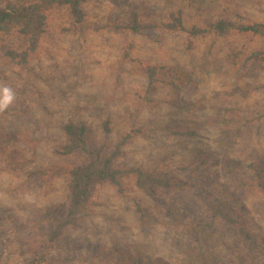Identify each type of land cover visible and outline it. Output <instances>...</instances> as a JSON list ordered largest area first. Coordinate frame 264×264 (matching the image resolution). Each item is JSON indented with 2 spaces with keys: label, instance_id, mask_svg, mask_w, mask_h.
Returning a JSON list of instances; mask_svg holds the SVG:
<instances>
[{
  "label": "rangeland",
  "instance_id": "1",
  "mask_svg": "<svg viewBox=\"0 0 264 264\" xmlns=\"http://www.w3.org/2000/svg\"><path fill=\"white\" fill-rule=\"evenodd\" d=\"M85 10L81 33L71 31L66 8L51 12L25 66L6 56L24 51V41L0 37V264H202L204 257L264 264V181L251 169L264 168V64L238 71L229 60L263 50L264 39L210 36L190 50L188 35L162 26L176 11L187 28L219 19L264 23V0H90ZM132 11L157 29L117 30ZM142 64L166 68L158 91L149 90ZM178 82L181 91L169 85ZM69 123L86 124L99 148L122 145L121 166L159 169L175 186L150 194L134 180L124 194L100 186L95 216L47 251L66 217L69 172L89 162L59 154ZM36 170L48 176L28 181L26 172ZM216 199L259 246L217 221L201 234L200 249L196 228L208 223Z\"/></svg>",
  "mask_w": 264,
  "mask_h": 264
},
{
  "label": "trees",
  "instance_id": "2",
  "mask_svg": "<svg viewBox=\"0 0 264 264\" xmlns=\"http://www.w3.org/2000/svg\"><path fill=\"white\" fill-rule=\"evenodd\" d=\"M90 0H0V37L3 39L18 37L24 41V51L7 50L6 56L14 63L25 66L29 55L35 54L40 49L47 32V21L51 12L56 9L66 8L70 20L71 31L81 33L87 20L85 7ZM163 28L170 33H182L190 38L189 49H194V41L199 38L216 37L227 39L235 35L257 37L264 39V23L245 22L238 23L227 19H219L205 26L187 28L184 23L182 11L171 12L163 22ZM156 24L146 23L142 15L137 11L131 12L130 24L117 30L130 31L140 34L144 31L157 29ZM237 51L229 55L234 69L244 71L246 68L257 67L264 64V49L256 50L250 54ZM243 60V61H242ZM242 61V62H241ZM149 80V90L158 91L157 84L166 68L154 64H142ZM175 90L181 91L183 84H169ZM13 114V111H9ZM67 137V145L59 151L63 156H71L82 153L89 157V162L74 166L69 172L67 184V212L65 220L58 226L47 245L50 251L58 243L64 232L72 227L78 228L95 216L97 203L95 194L100 186L110 184L118 189L121 194L125 193V182L134 180L137 187L150 194L151 189L172 190L175 186L172 178L159 169L146 170L129 166H121L118 161L122 157L121 148L118 146L113 152L105 147L99 148L93 141L91 131L84 123H69L64 128ZM9 171H20L17 168H5ZM255 176L264 181V168L253 165ZM23 171V170H22ZM28 181H35L40 177H47L48 171L36 170L26 172ZM210 217L208 223L198 225L195 235L200 244L201 234L210 231L217 221L234 226L239 229L247 242L259 246L256 237L251 234L241 222L234 218L230 209L220 199L210 201L207 205ZM193 235V233H191ZM200 249H204L202 243ZM49 253V252H48ZM43 259H35L34 264L45 263ZM202 264H210L206 257L201 259Z\"/></svg>",
  "mask_w": 264,
  "mask_h": 264
},
{
  "label": "clouds",
  "instance_id": "3",
  "mask_svg": "<svg viewBox=\"0 0 264 264\" xmlns=\"http://www.w3.org/2000/svg\"><path fill=\"white\" fill-rule=\"evenodd\" d=\"M3 92H4V95H5L6 102H10L11 99H12V95H11L9 89L5 88V89H3Z\"/></svg>",
  "mask_w": 264,
  "mask_h": 264
}]
</instances>
